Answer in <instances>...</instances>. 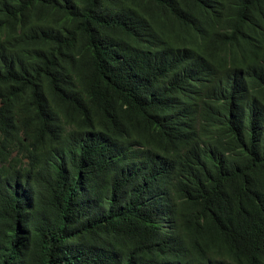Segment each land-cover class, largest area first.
<instances>
[{
    "label": "trees",
    "instance_id": "16d2710c",
    "mask_svg": "<svg viewBox=\"0 0 264 264\" xmlns=\"http://www.w3.org/2000/svg\"><path fill=\"white\" fill-rule=\"evenodd\" d=\"M0 264H264V0H0Z\"/></svg>",
    "mask_w": 264,
    "mask_h": 264
}]
</instances>
